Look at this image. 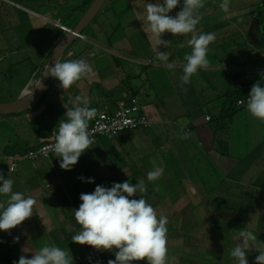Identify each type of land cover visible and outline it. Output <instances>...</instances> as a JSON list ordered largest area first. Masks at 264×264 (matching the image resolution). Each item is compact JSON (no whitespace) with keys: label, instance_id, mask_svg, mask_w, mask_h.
Wrapping results in <instances>:
<instances>
[{"label":"crops","instance_id":"obj_1","mask_svg":"<svg viewBox=\"0 0 264 264\" xmlns=\"http://www.w3.org/2000/svg\"><path fill=\"white\" fill-rule=\"evenodd\" d=\"M118 1L107 0L104 7L116 9L123 5ZM92 2L0 0V103L15 101L38 82L55 46ZM146 2L150 0H136V11L144 19ZM220 2L205 0L200 9L197 33L214 32L216 41L209 46L208 66L183 88L179 76L184 56L191 52L187 46L190 34L172 38L165 32L161 36L169 45L159 46V51H167L173 39L179 47L167 51L169 62L176 64L173 75L154 60L153 48L146 49L148 54L135 52L126 35L132 31L123 26L125 22L119 26L123 35L114 37L94 21L87 28L91 27L94 37L89 39L83 32L60 59H84L92 72L66 90L54 79L35 108L13 118L0 117V128L7 131L0 133V172L14 180L13 191L35 200L33 215L8 230L21 255L31 258L32 253L52 244L69 249L73 258L84 255L90 246L71 239L80 230L74 218V210L82 203L80 195L93 192L97 185L111 187L113 182L125 181L135 185L140 180L147 188L141 195L158 215L168 217L167 264H233V237L242 229L253 231L258 243L264 242V121L247 112V102L239 110L230 100L227 84L233 83L239 92L261 80L264 0H230L228 19H222L225 13ZM129 7L133 1L119 12L124 18L129 16ZM179 10L177 7L170 15ZM101 12L99 15L105 14ZM142 31L146 34L143 26ZM82 39L89 46L77 54L75 48ZM78 95L88 97L89 106L101 112H112L120 100L139 95L152 123L146 131L153 136H135V130L114 140L102 139L81 155L71 171L61 169L54 155L48 160H23L26 164L11 173V158L53 140L59 120L66 119V108L77 105ZM185 132L190 134L187 139L183 138ZM174 155L179 167L167 169ZM193 159L202 161L203 174L194 168ZM158 166L164 168V174L149 182L147 173ZM80 176L95 182H82ZM4 200L6 197H0V202ZM103 252L115 259L114 252ZM257 255L255 250L247 255L249 264H254Z\"/></svg>","mask_w":264,"mask_h":264},{"label":"clouds","instance_id":"obj_2","mask_svg":"<svg viewBox=\"0 0 264 264\" xmlns=\"http://www.w3.org/2000/svg\"><path fill=\"white\" fill-rule=\"evenodd\" d=\"M133 2L136 4V0ZM204 4L205 0H150L146 2V17L141 20L146 28L145 33L155 38L154 60L173 75L176 64L169 62L170 53L159 51V46L167 48L169 45L161 36L165 32L174 36L190 34L187 46L191 52L184 56L185 63L179 76L181 88L190 83L194 74L208 66L209 46L216 41L214 32L197 33V25L202 19L200 9ZM219 6L225 13L222 19H228L230 0H221ZM177 7L180 10L174 16L170 15ZM181 47L184 45L181 44ZM91 72V65L84 59L57 60L54 65H47L43 76L54 78L59 82V87L66 90ZM259 75L261 80L252 85L247 96L246 110L252 117L264 121V72ZM41 85L40 79L35 87ZM32 89H25L27 96L32 95ZM22 96L25 94L22 93ZM75 99L77 105L65 107L66 119L59 120L55 142L48 146L59 158L60 168L68 171L91 148L94 141L89 124L97 116V109L89 106L88 97L78 95ZM189 135L185 132L183 138L187 139ZM163 174V167H154L147 173V180L155 182ZM78 179L90 184L95 182L92 177L80 176ZM13 185L14 180L0 172V197H6L0 202V231L13 229L33 215L34 198L13 191ZM146 192L145 182L140 180L135 185L129 181L113 182L111 187L97 185L93 192L82 193L79 197L82 203L74 210L80 230L71 236L72 241L97 250L114 252L115 259L109 260L108 264H133L134 261L167 264L168 217L158 215L152 204L141 195ZM233 240L236 241L230 252L233 264H249L247 255L253 250L258 253L254 264H264V242L258 243L253 231L239 230ZM13 264H73V257L69 249L52 244L41 247L32 253L31 258L21 255L18 262L14 261Z\"/></svg>","mask_w":264,"mask_h":264},{"label":"built area","instance_id":"obj_3","mask_svg":"<svg viewBox=\"0 0 264 264\" xmlns=\"http://www.w3.org/2000/svg\"><path fill=\"white\" fill-rule=\"evenodd\" d=\"M238 105L243 106L244 102L240 100ZM207 120L209 121L210 118L207 117ZM151 127L152 123L143 111L140 96L135 95L124 98V100H120L117 103L114 111H97L95 119L90 121L89 132L94 141L90 147L102 139L114 140L129 131L146 130ZM54 142L55 140L46 142L29 150L23 156L11 158L9 171L11 173L16 172L23 160L39 161L50 159L55 153L48 146ZM74 261L78 264H108L103 250H97L92 246L89 247L84 256L78 255Z\"/></svg>","mask_w":264,"mask_h":264},{"label":"rangeland","instance_id":"obj_4","mask_svg":"<svg viewBox=\"0 0 264 264\" xmlns=\"http://www.w3.org/2000/svg\"><path fill=\"white\" fill-rule=\"evenodd\" d=\"M132 1L133 0H119L118 4H123V5H120L119 7H117L116 9H108L109 6L106 5L102 10L101 14L105 13L104 15H99L97 17V19L95 20V22H98L100 23L102 26H103V29L110 35V36H114V37H121L123 35V28L120 27V23H126L125 25L123 26H127V29L128 30H131L132 32L131 33H126L127 37H128V40L133 44V46L135 47V52L136 53H141L143 52L144 54H148V50L146 49H150V48H153V44H154V38L153 40H151L149 38V36H151L150 33H148L147 35L143 33L142 31V26H143V22L141 20H144V17H140V14H139V10L136 11L137 9V4H135L133 2V7H129L128 8V13L129 16L127 18H124L119 12L121 11V9H123L125 6L127 5H131L132 6ZM91 26V25H90ZM138 27V28H136ZM85 34H87L89 36V39L93 38L94 37V32L93 30L91 29V27L87 30L84 31ZM97 36V35H96ZM170 36L172 38H174L175 36L170 34ZM78 45L76 46L75 48V51L77 52V54H80L85 47L89 46L87 44L84 43V40L82 39L81 41H78ZM145 42V43H144ZM175 42L176 40L173 39L172 41V45L169 46L168 49H166L167 51L169 50H174V51H178L179 50V47H176L175 45ZM77 43V42H76ZM75 43V44H76ZM74 44V45H75ZM73 45V46H74ZM146 47V48H145ZM172 53V51H170ZM152 55V54H151ZM212 83H215V84H218L219 83V80L218 79H212ZM227 84L228 86H230V91L231 93H236L237 89H236V86H234L233 83H229L227 81ZM252 87V86H251ZM2 99V98H0ZM6 99V98H5ZM230 100L232 101H237V95L236 94H233V96L230 97ZM2 101V100H0ZM235 101V102H236ZM17 116L16 115H11V116H8L10 118H13ZM5 128V127H3ZM2 127L0 128V133L1 134H4L6 133L7 134V131L4 130ZM180 129H178L179 131ZM151 131H146L145 129H139L134 133L135 136H141L142 134H150ZM10 134V132H9ZM12 135V134H11ZM8 136V135H7ZM153 136V135H151ZM13 137V135H12ZM189 154H191L192 152L191 151H188ZM26 164V161H23L19 164V167L23 164ZM192 165L194 166V168L196 170H198L200 172V175L203 174L201 171V169H205V167L201 168L200 166H202V161H196L195 159H193L192 161ZM175 166H178L179 167V164L177 161H175V155L173 156V159L172 161H169L168 162V167L167 169H174ZM189 168L192 169V167L189 166ZM207 185V184H206ZM202 257V256H200ZM203 258V257H202ZM205 259V258H203ZM75 260V258H73V261Z\"/></svg>","mask_w":264,"mask_h":264},{"label":"water","instance_id":"obj_5","mask_svg":"<svg viewBox=\"0 0 264 264\" xmlns=\"http://www.w3.org/2000/svg\"><path fill=\"white\" fill-rule=\"evenodd\" d=\"M106 1L107 0H93L89 8L86 9L84 14L78 20L77 25L69 30L55 46L50 58V65H54L57 60L60 61L65 51L74 44L77 38L82 37L83 32L96 20ZM43 75L44 72L38 74V77L42 82V85L40 86L42 88L35 87L40 79L36 84L28 88H33L31 90L32 95L27 96V94L24 93L25 96H20L13 102L0 103V117L21 114L35 108L42 96L49 90L54 82V78Z\"/></svg>","mask_w":264,"mask_h":264},{"label":"trees","instance_id":"obj_6","mask_svg":"<svg viewBox=\"0 0 264 264\" xmlns=\"http://www.w3.org/2000/svg\"><path fill=\"white\" fill-rule=\"evenodd\" d=\"M89 3L85 6L84 11L87 8H89V6H90ZM261 14L264 15V9L261 12ZM249 91L250 90H248V88H246V90H242V91H239V92H236V93H232L231 94V96H233V94H236L237 95V101L236 100L235 101L237 103V108H240L239 110H242L241 108H245L244 107L245 105L243 107L242 106H239L238 105V102L240 100H242L246 104L247 98H244V100H243L242 97H245V94L247 92H249ZM235 101H233V102H235ZM231 106L233 107V105H231ZM233 108H235V107H233ZM235 113L236 112L231 113L230 116L232 117V115H234ZM53 140H55V137L53 138ZM49 141H52V140H49ZM49 141H46V142H49ZM46 142H44V143H46ZM44 143H41L38 146H40V145H42ZM38 146H36V147H38ZM36 147H34V148H36ZM31 149L32 148L28 149L24 154L22 153L21 156L25 155ZM0 241H2V243H0V264H13L14 261H17L18 262L21 254H20L18 248L16 247V244H15L14 240L10 237L8 231H0ZM84 255H81V256H84ZM106 259H107V262L110 260L107 257H106ZM73 264H78V263H76L75 261H73Z\"/></svg>","mask_w":264,"mask_h":264}]
</instances>
